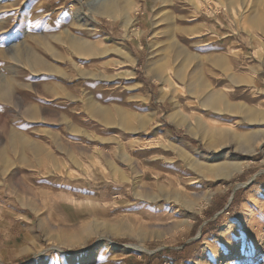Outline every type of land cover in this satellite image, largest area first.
Returning a JSON list of instances; mask_svg holds the SVG:
<instances>
[{"label":"rangeland","instance_id":"374dc122","mask_svg":"<svg viewBox=\"0 0 264 264\" xmlns=\"http://www.w3.org/2000/svg\"><path fill=\"white\" fill-rule=\"evenodd\" d=\"M239 44L264 0H0V264H264V127L211 58Z\"/></svg>","mask_w":264,"mask_h":264},{"label":"crops","instance_id":"0c3cea01","mask_svg":"<svg viewBox=\"0 0 264 264\" xmlns=\"http://www.w3.org/2000/svg\"><path fill=\"white\" fill-rule=\"evenodd\" d=\"M233 42L228 45V48L234 47ZM227 48V49H228ZM235 50V51H234ZM234 57H225L224 52H213L212 59L215 66L222 64L223 62L229 61L237 73L232 77H229L227 85H233L235 90L240 91V96L233 100L230 105L224 104L225 110L229 111V115L233 117L235 123L240 122L244 125L251 127L263 128L264 127V57L258 58L256 54H253V58L248 59V56L244 52L239 44V48L234 49ZM243 50V51H242ZM205 54V53H201ZM255 57V58H254ZM55 86V87H54ZM54 89H61L59 83L54 84ZM264 130V129H263ZM262 132V131H261ZM263 133V132H262ZM258 136H252V140L249 142L243 141L237 135H230L236 137L234 139L235 144L238 148H251L254 143L261 138V134ZM27 132L23 129H11L9 130V142L7 143V149L23 151L25 145L23 140L27 139ZM264 134V133H263ZM76 139V138H75ZM58 143V141H57ZM61 143V142H60ZM248 145V146H247ZM256 145V144H255ZM254 145V146H255ZM19 157L25 158L24 155L19 154Z\"/></svg>","mask_w":264,"mask_h":264},{"label":"bare ground","instance_id":"6f19581e","mask_svg":"<svg viewBox=\"0 0 264 264\" xmlns=\"http://www.w3.org/2000/svg\"><path fill=\"white\" fill-rule=\"evenodd\" d=\"M107 3H108V11H106V14H107L108 16L114 18V17L116 16V14H117V7H116V4H114V2H107ZM106 10H107V9H106ZM129 22H130L129 19L126 18L125 23L128 25ZM80 53H81V52H80ZM82 53H84V52H82ZM213 103H214V101H213ZM92 113H93L94 116H96V117H98V118L101 119L102 114H103L104 112H103L102 110H100V109H97V108H94V107H93ZM219 141H220V140H219ZM244 166H245V164L237 165V167H236V165H235L236 168L233 167V168H235V169L232 170L230 173H228V176H227V177L232 176L233 173L235 172V170H241V169H243ZM225 173H226V172H225Z\"/></svg>","mask_w":264,"mask_h":264}]
</instances>
